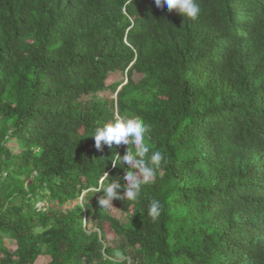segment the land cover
<instances>
[{
    "label": "trees",
    "instance_id": "trees-1",
    "mask_svg": "<svg viewBox=\"0 0 264 264\" xmlns=\"http://www.w3.org/2000/svg\"><path fill=\"white\" fill-rule=\"evenodd\" d=\"M196 2L0 0V264H264V0ZM121 116L166 163L116 216Z\"/></svg>",
    "mask_w": 264,
    "mask_h": 264
},
{
    "label": "clouds",
    "instance_id": "clouds-1",
    "mask_svg": "<svg viewBox=\"0 0 264 264\" xmlns=\"http://www.w3.org/2000/svg\"><path fill=\"white\" fill-rule=\"evenodd\" d=\"M155 6L168 11H175L187 19L195 21L200 14V6L196 0H154ZM148 126L138 116H121L111 123L103 124L94 129L91 135L94 137L95 148L101 151L103 146L111 148L115 145L131 146L133 150H126L123 156L117 154L119 162L130 170L124 174L125 185L117 181L109 182L98 191L103 195L98 197V204L101 208L110 209L112 201L128 200L136 201L141 193L142 185L154 183L158 170L166 163L165 154L154 151L150 159L145 157L150 151L147 143ZM115 167V163H113ZM162 212V205L158 200H153L148 208V215L153 221L159 218Z\"/></svg>",
    "mask_w": 264,
    "mask_h": 264
},
{
    "label": "rangeland",
    "instance_id": "rangeland-1",
    "mask_svg": "<svg viewBox=\"0 0 264 264\" xmlns=\"http://www.w3.org/2000/svg\"><path fill=\"white\" fill-rule=\"evenodd\" d=\"M120 80H122V76H120L119 74H111L110 76H109V78L107 79V84L108 85H111V84H113V83H115V82H117V81H120ZM125 81V80H124ZM99 97L100 98H102V99H105V100H112V99H114L115 98V96L111 93V91L110 90H106V91H104V92H102L101 94H99ZM8 98H9V100L11 101V102H13V101H15L16 99L14 98V96H13V94H11V93H8ZM87 99V98H86ZM88 100V99H87ZM42 205H44V204H42V203H38L37 204V206L38 207H41ZM108 212L110 211L112 214H114V215H116V216H119V213L117 214V213H115L114 211V209H113V207L112 208H110V209H106ZM10 248H11V250L12 249H14V246H11V244H10ZM39 263H41V264H46L47 263V259L46 258H40L39 259ZM38 263V264H39Z\"/></svg>",
    "mask_w": 264,
    "mask_h": 264
}]
</instances>
